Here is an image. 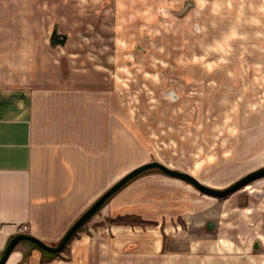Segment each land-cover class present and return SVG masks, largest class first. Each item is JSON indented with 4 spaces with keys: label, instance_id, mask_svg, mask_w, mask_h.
<instances>
[{
    "label": "crops",
    "instance_id": "1",
    "mask_svg": "<svg viewBox=\"0 0 264 264\" xmlns=\"http://www.w3.org/2000/svg\"><path fill=\"white\" fill-rule=\"evenodd\" d=\"M125 1L0 0V258L22 232L58 244L118 180L122 51L117 44L123 40L107 28L126 24ZM186 1L175 0V8ZM190 2L183 18L190 25L252 27L248 37L223 32L222 42H251L247 58L252 62L239 50L236 72L264 74V0ZM55 29L63 40L53 42ZM158 177L163 178L155 173L147 179ZM150 193L134 206L148 219L162 220L177 204L185 217L194 206L174 202L181 194L149 198ZM226 222L220 232L227 238L210 253L199 248L167 252L159 227L117 225L74 235L57 253L22 239L5 264H204L210 258L224 264L241 249L237 240L231 243L229 227L246 219Z\"/></svg>",
    "mask_w": 264,
    "mask_h": 264
},
{
    "label": "rangeland",
    "instance_id": "2",
    "mask_svg": "<svg viewBox=\"0 0 264 264\" xmlns=\"http://www.w3.org/2000/svg\"><path fill=\"white\" fill-rule=\"evenodd\" d=\"M174 1L126 0L122 10L126 24L107 28L123 40L117 44L122 51L118 179L143 162L160 160L225 188L264 167V74L236 72L239 54L245 58L251 54V42H222L223 32L226 37L228 33L248 37L253 28L190 25L183 18L193 2L175 8ZM63 38L57 34L55 39ZM155 173L163 178L150 183L147 178ZM167 176L158 168L135 176L74 235H93V228L117 225L137 230L159 227L167 252L199 248L210 253L227 238L220 232L226 221L246 219L245 224L229 227L231 243L237 240L241 249L224 258V264H264V176L222 197ZM149 193V198L181 194L174 202L194 206L185 217L177 204V210L163 213L162 220L148 219L134 206ZM204 264L222 263L210 258Z\"/></svg>",
    "mask_w": 264,
    "mask_h": 264
},
{
    "label": "water",
    "instance_id": "3",
    "mask_svg": "<svg viewBox=\"0 0 264 264\" xmlns=\"http://www.w3.org/2000/svg\"><path fill=\"white\" fill-rule=\"evenodd\" d=\"M150 168H158L168 175L183 179L191 183L203 193L216 197L229 195L234 191L240 189L241 187L245 186L249 182L264 176V167H262L246 174L245 176H243L242 178H240L239 180L235 181L234 183H232L231 185L225 188H216L202 182L199 178H197L193 174L181 169L171 167L160 160L146 161L129 170L122 177H120L113 185H111L105 192H103L90 205V207L70 226V228L68 229V231L65 233V235L58 244L56 245L48 244L30 233H26V232L18 233L10 240L3 255L0 258V264H5L7 258L9 257L10 253L13 251L14 247L22 239L32 241L47 251L55 252V253L60 252L61 250L64 249V247L73 237V235L77 232V230L103 206V204L111 195H113L115 192L121 189L126 183H128L135 176L139 175L143 171L148 170Z\"/></svg>",
    "mask_w": 264,
    "mask_h": 264
},
{
    "label": "trees",
    "instance_id": "4",
    "mask_svg": "<svg viewBox=\"0 0 264 264\" xmlns=\"http://www.w3.org/2000/svg\"><path fill=\"white\" fill-rule=\"evenodd\" d=\"M63 35V34H62ZM62 35L60 34V36L62 37ZM56 36H57V31H56V29L54 30V32H53V35H52V39H53V42L55 41L56 42ZM32 242V241H31ZM34 243V242H33ZM35 245H37L36 243H34ZM37 246H39V245H37ZM40 247V246H39Z\"/></svg>",
    "mask_w": 264,
    "mask_h": 264
},
{
    "label": "built area",
    "instance_id": "5",
    "mask_svg": "<svg viewBox=\"0 0 264 264\" xmlns=\"http://www.w3.org/2000/svg\"><path fill=\"white\" fill-rule=\"evenodd\" d=\"M21 228L26 229L27 228V225H23Z\"/></svg>",
    "mask_w": 264,
    "mask_h": 264
}]
</instances>
